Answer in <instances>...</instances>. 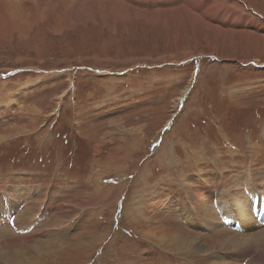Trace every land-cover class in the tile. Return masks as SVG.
<instances>
[{"label": "rangeland", "instance_id": "rangeland-1", "mask_svg": "<svg viewBox=\"0 0 264 264\" xmlns=\"http://www.w3.org/2000/svg\"><path fill=\"white\" fill-rule=\"evenodd\" d=\"M0 223V264H261L264 0H0Z\"/></svg>", "mask_w": 264, "mask_h": 264}, {"label": "bare ground", "instance_id": "bare-ground-1", "mask_svg": "<svg viewBox=\"0 0 264 264\" xmlns=\"http://www.w3.org/2000/svg\"><path fill=\"white\" fill-rule=\"evenodd\" d=\"M206 12H207V10H206ZM243 185L245 187V192L246 193H249V189H251V185H252V183H250L249 179H244L243 180ZM213 197H215V195L214 196H211L212 199H213ZM224 197L226 198V200H224ZM227 198L229 199L230 197L228 195H226V194H223L221 196H218V198L215 199V201L213 202L214 206L217 207V209L219 208V210H220V212H216V215L213 214L214 217H215V220H218L219 224H221V222H222V224H229V222L231 220V217L234 216V217H236L235 220L239 224H241V222L239 220H243L242 222H243L244 227L245 228L250 227V224L248 223V219L251 220L253 217H252V214L251 213H247V215L245 216V211L247 210V208L244 206V203L240 201V198L237 199V200H234V201L232 200V202L227 201ZM212 221L211 220H208L206 222V225L209 226V227L212 226L213 225V222ZM253 224L255 226H258V224L256 222H253ZM239 243L241 245H243V246L244 245H247L246 246L247 249H249V248H252L253 249L254 247H256V249H257L256 250V253H258V254H255V255H257L260 258V260H261L260 263L261 264H264V233L259 234L257 238H250V237H249V239L243 238L241 241H239ZM175 244H176V242L173 243V244H170V246H171L170 249L173 250V248H174L173 245H175ZM186 244L184 243V245L181 246V248H185L186 247ZM193 246L196 247V245H194V244H193ZM186 253H191V252L187 250ZM244 254H245L244 252H240L239 253V257L242 256V255H244ZM246 256H247V253L244 256H242V259L243 258H246ZM241 260H230L229 262L222 263V264H237V263L240 264L241 263ZM214 264H219V263H216V261H215Z\"/></svg>", "mask_w": 264, "mask_h": 264}]
</instances>
